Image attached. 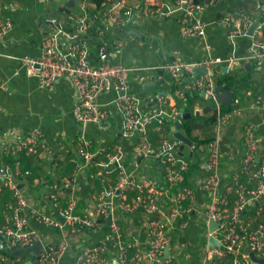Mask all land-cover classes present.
<instances>
[{
  "label": "crops",
  "instance_id": "0c3cea01",
  "mask_svg": "<svg viewBox=\"0 0 264 264\" xmlns=\"http://www.w3.org/2000/svg\"><path fill=\"white\" fill-rule=\"evenodd\" d=\"M63 2L64 0H50L48 3L43 0H0V18L10 19L13 23L12 29L0 42V82L3 83L0 88V167L7 165L12 170L29 171L25 176L14 180L27 201V228L35 231L43 245L55 244L65 239L68 247L63 260L70 261L83 250L100 243L106 228L103 229V219L96 217L95 227L73 232L59 207L50 202L49 194L53 188H60L63 181L68 179L69 186L59 198L61 204L67 196H73L77 201L75 212H94L92 196L97 195L109 183H113L117 171L116 165L109 164L107 169L110 170L106 173L98 162L106 161V152L112 151L117 145L122 148L120 165L127 173H131L137 182L153 179L158 184L159 191L163 189L165 182L159 160L154 156L135 153L133 146L138 143L139 138L122 134L121 116L112 105L114 91H107L98 99L108 107L109 115L105 122L81 123L76 121L73 115L76 101L74 88L69 81L58 79L53 89L40 88L36 77L26 73L21 59L27 55L39 54L40 40L49 29L46 18L56 10L61 11ZM252 4L253 0H216L207 3L200 14L201 19L207 23L205 35L201 38L181 34L177 13L168 17H153L149 16L146 6L129 16L124 24L113 25L111 28L113 33L119 35L121 45L109 52V59L111 62L132 68L129 72V89L138 97L142 107L154 103L158 105L160 99L164 100L163 108L168 111L173 103L172 98L178 95V90H188L186 85L190 82L186 80V76L175 86L168 75L158 71L156 66L164 61L175 55H181L187 61H196L207 55L219 56L223 60L231 57V61H223L211 70L214 89L216 86H226L224 90L233 89L230 104L225 105L219 101L220 112L229 114L226 121L215 127V109H205L209 101H214L212 97L207 96L208 100L200 97L195 98L193 109L190 111L191 117L200 118L190 122L188 132H183L181 128V132L190 138L191 146H196L194 155L199 158H202L204 151L203 145L200 146L199 143L201 140L215 138L218 141V174L222 183L231 180L240 162L244 151L243 131L247 123L257 137L259 152L264 151V119L254 102L257 95H261L264 102V62H247L249 60L240 58L249 53V35L230 40L223 28L216 25L217 17L233 12L239 7H244L248 14L253 13L251 23L259 22L261 15L253 9ZM94 6L90 1L88 11L92 12ZM67 8L79 11L77 5ZM101 26L102 21H95L89 28L88 35L92 38V34H95L96 38H100ZM88 52L89 58L95 60L96 43L90 40ZM245 63H249L250 68L245 67ZM201 89L194 91L200 94ZM196 110L199 111L198 114H194ZM212 118V121H205ZM172 121L165 123L164 129L166 134L173 137L175 129ZM31 129H35L40 135L36 152H23L14 156H7L3 152L2 146L8 135L18 133L24 136ZM80 134L90 140V149L97 151L95 162L91 164L83 163L76 155L75 140ZM146 140L153 147L159 144V137L153 125L147 129ZM198 145L200 147H197ZM189 154L190 147L184 145L181 157L188 158ZM207 172L202 160L201 167L184 180L185 185L193 190V200L184 204L189 208L188 224L169 232L171 243L168 254L173 257L167 261L162 257V253L157 264H204L203 249L207 246L210 236L209 218L206 216L210 196L208 189L202 184ZM1 180L0 177V226L3 224L5 206L15 202L12 190L2 187ZM241 181L245 182L244 176ZM218 191L221 192L222 187H219ZM133 195V191L127 193L128 201L132 200ZM229 199L233 203L234 195L230 194ZM159 200L161 206H164L167 203L166 195L160 192ZM260 205V212L258 207L252 205L243 211V215L254 221L264 222V202ZM34 211L53 218L56 225L39 222L34 217ZM113 216L125 239L135 236L146 242L148 217L143 211L138 209L126 213L115 208ZM21 255L23 256L20 261L13 264H25L26 261L29 263V255ZM107 257H110V254Z\"/></svg>",
  "mask_w": 264,
  "mask_h": 264
},
{
  "label": "built area",
  "instance_id": "2783aa9c",
  "mask_svg": "<svg viewBox=\"0 0 264 264\" xmlns=\"http://www.w3.org/2000/svg\"><path fill=\"white\" fill-rule=\"evenodd\" d=\"M48 3L50 0H43ZM92 0H78V12L50 13L46 18L49 29L40 40V51L36 56L27 55L21 59L28 75L35 76L40 88L53 89L58 79H65L74 88L75 106L73 115L76 121L81 123H102L108 119L109 111L103 103L99 102V96L107 91H114L112 105L121 116V132L125 135H135L139 138L133 146V151L143 156H154L162 164L164 182L168 188L183 180V172L187 168L190 155L194 152V146L189 145L188 158L179 154L180 141L174 136L166 134L162 123L165 120L180 119L181 109L177 105H170L168 111L163 108L164 100H158L156 105L142 107L138 97L129 89V72L132 68L120 63L111 62L109 52L121 45L118 34L113 33V25L120 26L126 22L129 16L138 11V5H130L127 0H101L94 6L92 12L88 11V3ZM216 0H208V3ZM254 10L259 12L261 20L254 28L251 37L249 53L240 57L250 61L264 62V0H253ZM207 3L204 0H158L153 5L150 0L144 2L149 16L168 17L178 14L180 32L183 36L201 38L205 35L207 23L201 19V12ZM244 7L220 15L216 25L223 28L228 39L234 40L239 36H246V30L251 23V14L244 11ZM97 20L102 21L99 29L100 42L96 47L97 57L89 58L88 42L86 35L89 28ZM10 19L0 18V42L12 29ZM231 61V57L223 60L219 56H203L196 61H187L181 55H175L171 59L156 66L159 72L170 77L172 85L177 86L184 73L191 75L194 67L203 66L206 73L198 75L186 85V89L195 90L202 88L215 109L214 126L223 124L229 116L226 112H220L219 99L216 97L214 82L211 77L212 67L223 62ZM3 83L0 82V88ZM187 90V91H188ZM179 98H184V92L177 93ZM237 102V99H235ZM255 106L260 110L264 119V102L262 96L257 95ZM167 116V117H166ZM154 126L159 136L157 147L151 146L146 140L147 129ZM39 133L31 129L26 135L10 134L3 143V152L7 156L19 153L36 152L39 145ZM76 155L85 164L95 162L97 151L90 149V140L80 134L76 137ZM244 151L240 162L236 166L230 181L222 183L218 174L219 144L212 138L203 145L202 159L207 168V175L203 178V187L209 191V204L206 208V216L217 222L215 228L209 234L216 238L217 244L210 248L204 246V264H264L253 261L249 252L256 257H264V222L254 221L243 215L245 209L254 204L264 202V151L259 152V143L250 124L245 125L243 131ZM121 146H114L112 151L106 152V161H99L104 171L109 173V164L117 166L116 179L109 183L97 195L92 196L94 212L85 210L75 212L77 201L73 196H67L61 204L59 199L69 186L68 179L63 181L60 188H53L49 194L50 202L58 206L66 222L73 232L81 229H91L96 225V217L104 220L106 232L103 240L94 244L70 261H64L63 257L68 247L65 239L55 244L43 245L31 263L25 264H157L165 248H169L171 236L169 230L171 223L186 216L188 220L189 208L183 205V200H193V190L188 185H182L176 191L170 193L166 210L161 208L156 183L153 179L137 182L131 173H127L120 165L119 156ZM9 166L0 167L2 187L12 190L15 202L8 203L3 210V224L0 226V237L7 246H28L37 240L34 230L27 228V216L25 208L28 206L25 197L18 190L15 178H21L28 174ZM245 177V182L241 177ZM252 183L253 186H248ZM222 187V191L218 188ZM167 190V189H166ZM1 191V187H0ZM134 192L131 201H128L127 193ZM234 195L231 203L229 196ZM126 213L135 210L143 211L148 219L146 221V242L138 237L130 236L125 239L121 227L113 216L114 209ZM34 217L39 222L56 225L53 218L34 211ZM187 225V221L180 223L181 227ZM181 248L179 247L178 250ZM110 254V257L107 255ZM18 256V255H16ZM173 256H167L169 261ZM17 258V259H16ZM10 259L0 252V264H13L20 261V257Z\"/></svg>",
  "mask_w": 264,
  "mask_h": 264
},
{
  "label": "water",
  "instance_id": "95a60500",
  "mask_svg": "<svg viewBox=\"0 0 264 264\" xmlns=\"http://www.w3.org/2000/svg\"><path fill=\"white\" fill-rule=\"evenodd\" d=\"M205 3H208V0H204ZM78 2V0H64L63 5L60 7V10H64V8L67 7H72L74 5H76ZM261 19V17L259 18V20ZM258 21H254L252 23H250L247 27L246 30V34L247 35H252L254 28L257 26ZM135 33V31H134ZM245 67L250 68V64L249 63H245L244 65ZM224 68V67H223ZM206 69L203 66H198V67H194L193 69V73L191 75H187L186 73H184V76H186V80L188 82H192L194 80V78H196L198 75L202 74V73H206ZM215 92H216V97L219 99V101L222 104L228 105L231 103L232 100V96H233V89H223L220 86H216L215 87ZM200 96L204 97L205 99H207V95L205 93V91L203 89L200 90ZM212 107L211 102L209 101L207 103V106L205 109H209ZM181 118L180 119H175L172 121L173 125H174V132H173V136L178 139L180 141L179 144V153L182 154L183 151V146L184 145H191V140L190 138H188L187 136H185L182 132H181V128H182V120L185 119H189L191 117V113L184 111L183 109H181ZM198 110L194 111V114H198ZM215 228H217V222H215L212 219L208 220V231L212 232ZM3 238L0 237V250H2L3 252L11 255V256H16L18 254H28L29 255V263L33 262L35 259V256L37 255V253L43 248V244L41 242V240L37 239L35 240L31 245L28 246H20V245H16L14 247H10L7 246L4 241H2ZM217 244V240L215 237H213L212 235H210L208 237L207 240V247H211L213 245ZM168 248H165L163 250V258H167L168 256ZM249 256L250 258L258 263H264V257L259 258L256 257L254 255L253 252H249Z\"/></svg>",
  "mask_w": 264,
  "mask_h": 264
},
{
  "label": "trees",
  "instance_id": "16d2710c",
  "mask_svg": "<svg viewBox=\"0 0 264 264\" xmlns=\"http://www.w3.org/2000/svg\"><path fill=\"white\" fill-rule=\"evenodd\" d=\"M100 1L101 0H92V2L95 4V5H99V3H100ZM129 3H130V5H132V6H134V5H138V10H141V8H143L144 7V2L146 1V0H127ZM152 3H153V5H155L157 2H158V0H150ZM136 3V4H135ZM72 10L70 9V8H64V11H59V10H56L55 12H58V13H63V12H71ZM52 13H54V12H52ZM90 33L92 34L93 33V31H90ZM86 35H88V33L86 34ZM93 35V37L91 38L90 36L89 37H87L86 36V38H87V42H88V40H90V42H92V43H96V47H97V45L99 44V42H100V38H96V36H95V34H92ZM229 82V81H228ZM226 86H223V88H225ZM184 92V98H179L178 96H174V99L172 98V100H173V103H171L172 105H177V106H179L180 108H182L184 111H187V112H190L192 109H193V105H194V103H195V101H196V99L195 98H200V97H202V96H200L198 93H196L194 90H191V91H183ZM173 96V95H172ZM207 100H208V98H207ZM226 107H228L229 108V106H226ZM204 115H206V114H204ZM200 117H197V116H194V117H191V118H189V119H185L184 121H183V123H182V131L183 132H188V126H189V124H190V122H192V121H194V120H197V119H199ZM214 118H212V119H206L205 121H212ZM169 122V120H165L163 123H162V126H163V128H164V125H165V123H168ZM158 134V133H157ZM168 135V134H167ZM170 136V135H169ZM159 137V136H158ZM208 141V140H207ZM207 141H200L199 143H200V146L201 145H204ZM196 143V142H195ZM198 143V142H197ZM199 145L197 146V147H200ZM194 148H196V146L194 145ZM180 156H183V155H181V154H179ZM190 161H189V164H188V166H187V168L185 169V171L183 172V180L180 182V183H178V184H176V185H173V187L172 188H168L167 186H164L163 187V189H161L160 190V192H162V193H164L165 195H166V199H168L169 198V195H170V193H172V192H174V191H176L177 189H179L183 184L185 185V183H184V180L186 179V178H188V176H192V172L194 171V172H196L197 171V169L198 168H200L201 167V163H202V158H199V157H197V156H195L194 155V152H192L191 153V155H190ZM158 159V158H157ZM159 162V161H158ZM160 164V163H159ZM162 164H160V167H161V169H162V166H161ZM162 171H163V169H162ZM156 183V182H155ZM158 184L156 183V186H157ZM157 188H158V186H157ZM167 189V190H166ZM210 200V199H209ZM191 202V199H185V200H183V205L184 204H186V203H190ZM166 205V204H165ZM165 205L164 206H161V208H163L164 210H166V207H165ZM185 206V205H184ZM254 207H258V205L257 204H254L253 205ZM186 207V206H185ZM263 209H264V206H263ZM263 212V211H262ZM183 221H187V224H188V220L186 219V216H183L182 218H177V219H175L172 223H171V225H172V227H171V229L169 230V232L171 231V230H173V229H176V228H178V229H181V226H180V223L181 222H183ZM103 224H104V220H102L101 221ZM176 225V226H175ZM106 228V226H103V229H105ZM0 252L2 253V254H4V255H6V256H8L10 259H14V258H16V257H21V256H23V255H21V254H18V256H11V255H9V254H7V253H5V252H3L2 250H0Z\"/></svg>",
  "mask_w": 264,
  "mask_h": 264
}]
</instances>
